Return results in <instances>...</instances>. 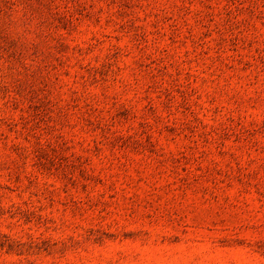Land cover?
Masks as SVG:
<instances>
[{
  "label": "rangeland",
  "instance_id": "obj_1",
  "mask_svg": "<svg viewBox=\"0 0 264 264\" xmlns=\"http://www.w3.org/2000/svg\"><path fill=\"white\" fill-rule=\"evenodd\" d=\"M0 264H264V0H0Z\"/></svg>",
  "mask_w": 264,
  "mask_h": 264
}]
</instances>
